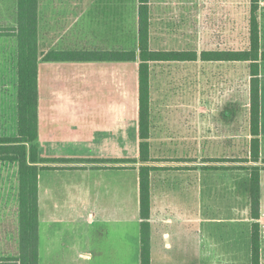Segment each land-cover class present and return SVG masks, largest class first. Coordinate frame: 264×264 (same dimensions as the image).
<instances>
[{
    "label": "crops",
    "instance_id": "obj_1",
    "mask_svg": "<svg viewBox=\"0 0 264 264\" xmlns=\"http://www.w3.org/2000/svg\"><path fill=\"white\" fill-rule=\"evenodd\" d=\"M39 4L38 41L42 49L125 51L137 47L138 3L134 48L125 44L124 29L116 34L109 10H56L53 1L50 10H42L44 2L39 0ZM149 4L152 10V0ZM258 18L261 46L262 23ZM116 37L120 43H115ZM181 49L195 48L174 50ZM223 49L227 48L201 50ZM244 64L196 60L151 65L156 71L151 70L150 112L151 89L155 86L158 92L168 68L171 77L174 70L179 78L186 69L184 75L190 83L187 91L193 95L191 100L178 104L155 103V141L186 142L190 147L185 159L179 160L183 156L178 154H164L150 163L154 167L150 173L148 219L151 261L156 255L152 264H249L253 222L259 223L260 263L264 264V61L259 62L258 75V162L244 161L249 158L250 138L248 75L245 114L238 131L233 129L237 106L226 102V96L238 89L233 83L242 79L237 67ZM37 72L38 150L46 160L38 177V234L42 231L44 253L51 258L71 247L85 248L80 254L90 259L101 249L107 256L129 255L134 223L138 257L140 163L131 161L139 155L138 61H40ZM15 97L17 131V89ZM177 111H186V123L180 124L185 130L168 132L167 123L174 122ZM251 165L260 168L256 220L250 216L249 171L245 168ZM3 171L0 165V222ZM99 238L107 242L103 244ZM245 254L247 261L238 262ZM211 258L220 263H206Z\"/></svg>",
    "mask_w": 264,
    "mask_h": 264
},
{
    "label": "trees",
    "instance_id": "obj_2",
    "mask_svg": "<svg viewBox=\"0 0 264 264\" xmlns=\"http://www.w3.org/2000/svg\"><path fill=\"white\" fill-rule=\"evenodd\" d=\"M150 0H137V47L131 50H49L38 41L39 0H16V25L10 33L17 42V131L14 136H0V165L13 168L14 243L1 238L0 264H39V206L38 177L46 161L38 150V85L37 68L40 61H138V151L140 232L138 264H152L150 253V173L154 169L150 156V77L151 65L160 61H237L247 64L249 76L248 134L249 158L259 160V62L264 61V49L259 43V0H248V47L223 50H159L150 46ZM10 166V167H9ZM249 171L250 216L259 218L260 168ZM6 196V194H5ZM251 230L249 264L260 263L259 223Z\"/></svg>",
    "mask_w": 264,
    "mask_h": 264
},
{
    "label": "rangeland",
    "instance_id": "obj_3",
    "mask_svg": "<svg viewBox=\"0 0 264 264\" xmlns=\"http://www.w3.org/2000/svg\"><path fill=\"white\" fill-rule=\"evenodd\" d=\"M50 1L54 2L56 10H84V12H86V10H109V12L113 13V23L116 34L119 33L121 29H124L126 32L125 44L132 48L136 46V0H40V2H44V9L42 10H50L49 8L52 6ZM248 5V0H152L150 46L151 48L169 49L193 47L197 52L203 48H246L248 47L249 39ZM259 6L258 17H260L262 23L260 47L264 49V0L259 1ZM16 8V0H0V34L10 33L12 30L11 28L16 25ZM66 34L65 30L64 35ZM115 43H120L117 37L115 38ZM16 64V37L13 35H0V89L2 91L0 135L11 136L16 134V117L14 119L17 89ZM239 69L242 73V79H238L237 83H233L238 89L237 91H231L226 96V102L237 106L236 111L233 112V118L236 120L233 124V129L235 128L237 131L239 127H242L241 121L245 114L244 110L247 102V65L244 64L243 67H237V70ZM152 71L154 72L156 70L153 69ZM166 71H168V76L167 78H163L162 84L161 81L159 82L158 92L156 93L155 86L151 89V102L153 106L151 110L152 121L150 130H152V137L151 140L149 138V141L150 156L153 161L154 158L163 156L164 154H168L169 156L178 154L179 156H183L179 157V160L185 159L186 157H184V155H186V151L189 150L190 147L186 142H168L162 144L161 142L155 141V136L158 134L157 130L155 133V103L172 104V101H174L175 104H178L179 102L187 101L190 97L191 100L193 96L187 91L190 83H188L184 75L186 69L183 73L181 72L182 78L176 76L174 70H172V72H174L172 77L169 74L171 69L168 68ZM215 71L217 70L215 69ZM166 112L167 111H164V113ZM167 113L169 115L171 112L169 111ZM174 113L176 115L174 117V122L171 121L167 123L168 132L173 130V132L177 133L179 130H185V126L183 127L182 125L186 123V111H177ZM180 124L182 125L180 126ZM2 184L3 219L1 220L2 223L0 222V236L1 238H7L8 242L13 244L15 231L14 201L10 198V191H14L15 184L13 168L10 167L8 170L3 171ZM185 193L186 192H184V194ZM177 196L181 195L177 194ZM242 202L243 200H240V203ZM99 233L101 234L102 231ZM136 233L137 226L132 223L130 233L132 247L129 255L122 256L114 254L107 256L105 253H102L106 251L101 249L98 254H95V256L90 259V256L86 257L83 253L80 254V252L86 251V249L81 246L82 249L69 247L63 250L60 255L49 258V256L44 253L41 231V235L39 236V264H48L49 261L52 260L54 264H136L138 262L136 248L134 246L136 243ZM104 239L105 238H99L98 241L104 244L107 242ZM76 243L79 246L78 242ZM0 244L2 245L3 243L0 242ZM83 258H88V261L83 262ZM155 258L156 255L154 253L152 262L155 261ZM247 259L248 256L245 254L241 256V258H238L237 261L245 263ZM194 261L198 263L196 259H194ZM262 261L264 263V252ZM213 262L220 263V260L212 258L206 260V263Z\"/></svg>",
    "mask_w": 264,
    "mask_h": 264
}]
</instances>
